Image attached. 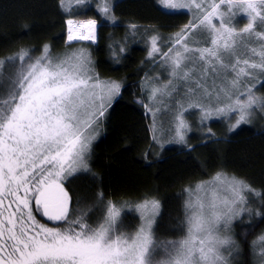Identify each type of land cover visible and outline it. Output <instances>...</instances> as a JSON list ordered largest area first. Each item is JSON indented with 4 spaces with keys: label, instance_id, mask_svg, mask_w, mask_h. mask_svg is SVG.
<instances>
[{
    "label": "snow or ice",
    "instance_id": "snow-or-ice-1",
    "mask_svg": "<svg viewBox=\"0 0 264 264\" xmlns=\"http://www.w3.org/2000/svg\"><path fill=\"white\" fill-rule=\"evenodd\" d=\"M159 2L172 10H195V21L170 37L174 42L163 53L170 79L151 87L149 95L151 101L171 98L174 107L165 106L163 114L171 116L178 139L184 140L189 108L201 109L202 121L236 113L230 131L247 123L254 108L264 111V100L252 91L254 81L264 82V0ZM99 11L115 21L107 2ZM237 15L247 20L239 31ZM67 24L68 41L95 40L96 19ZM159 39L150 37V57L160 51ZM90 65L83 49L52 56L47 45L34 60L26 50L0 59V264H231L229 257L240 251L232 224L251 211L244 193L255 191L235 176L218 172L197 185L229 195L186 200V233L179 240L155 239L157 200L135 206L141 224L134 232L124 230L122 208L104 204L102 194L88 211L70 210L62 181L87 170L86 153L94 138L89 129L98 126L120 88L114 81L102 83ZM8 67L14 71L6 75ZM149 110L155 128L162 110ZM93 208L100 212L95 224L88 220ZM34 212L52 226L40 223ZM258 242H264V233L252 242L264 264V246L257 249Z\"/></svg>",
    "mask_w": 264,
    "mask_h": 264
},
{
    "label": "trees",
    "instance_id": "trees-1",
    "mask_svg": "<svg viewBox=\"0 0 264 264\" xmlns=\"http://www.w3.org/2000/svg\"><path fill=\"white\" fill-rule=\"evenodd\" d=\"M158 1L0 0V59L26 50L34 60L43 54L45 45L52 56L83 49L99 80L120 86L99 120L98 134L86 156L87 170L62 182L69 193L70 210L88 211L102 194L104 204L112 202L122 208L124 230L131 232L140 224L135 206L157 200L155 239L179 240L186 231L184 205L190 193L185 189L192 193L197 185L223 172L255 190L244 193L253 200L245 205L251 211L233 222V239L240 251L235 252L232 263L257 264L252 242L264 232V115L260 121L232 131L233 122L225 128L224 120H211L207 136L191 137L182 145L157 140L145 90L156 61L148 56L149 39L175 36L177 28L189 25L190 20L188 13L167 12ZM106 2L115 21L99 11ZM83 19L97 20L96 43H67V21ZM12 71L6 68V75ZM259 93L264 99V82ZM34 215L40 223L52 226L40 213ZM99 216L93 208L88 212L89 223L95 224Z\"/></svg>",
    "mask_w": 264,
    "mask_h": 264
},
{
    "label": "rangeland",
    "instance_id": "rangeland-1",
    "mask_svg": "<svg viewBox=\"0 0 264 264\" xmlns=\"http://www.w3.org/2000/svg\"><path fill=\"white\" fill-rule=\"evenodd\" d=\"M206 2L210 3L211 0H206ZM158 3L167 12H186V13H188L189 16H190L189 23L192 22V21H195V10H193V11H189L187 9L179 10V11L178 10H172V9L165 8L159 1H158ZM224 7L225 6H222V10L224 9ZM83 20H85V19H83ZM236 20H237V24H236L237 31H239L240 29L246 27L247 20L243 16L237 15ZM80 21H82V20L74 21L73 23L75 24V23L80 22ZM259 24H260V22L257 21V25H259ZM185 26L177 28L178 29L177 32L180 33L181 29H183ZM68 27L69 26L67 24V28H66V40H67V43H72V42H76V41H82V42H87V43H92V44L96 43V33H95V40H73V41H68V39H67ZM170 37H175V36H162V37H160V39L157 41V46L160 49V51L155 53L151 57L148 55L151 59H156V61L153 64V68H152L151 74H149L147 76V81H146L147 84H146L145 90H146L147 95H148L147 96L148 97L147 101H148L149 105L147 107V111H149L148 115L150 116V120H151V129H152L153 134L156 135L157 140L160 143L165 144V145L168 144V143H171L173 141H175L174 143L182 145V144H186L187 142H189L191 137H193V139H196V138H200L202 136L203 137L207 136L209 134V122L211 120H224L225 122H227V123H225L226 124L225 128L227 127L228 122L229 123L233 122L231 124V126L234 125L236 123V119L238 118L236 113H231L228 116H216V115H213L212 118L202 121L201 120V109H199V108H189L187 111L184 112V119H185L186 124L188 125V127L186 129H184V140L180 141L178 139V137L176 136V132H175L176 125L173 122V120L171 119V116L163 114V112L166 111V107L165 106L174 107V105L172 104L171 98L170 97H166V96L158 97L157 101H151L149 99L151 87H153V86L159 87V86H161V82H167V80L170 79L169 73H168V71H166L165 59H164V56H163V53H167L169 47H171L172 43L174 42V41H171L169 39ZM247 39H252L254 41V37H249ZM149 45H150V49H149V51H150L151 50L150 39H149ZM250 46H255V43H253ZM164 49L165 50L167 49V50L165 52H163ZM208 82H209V84H211V79H209ZM254 83H255V87L252 89L253 93L260 100H264L262 98V96L260 95V93H259L261 82H255L254 81ZM173 95H175V93ZM240 98H241V100L245 99L244 96H241ZM161 99L164 100V102H165L164 105H161L158 102ZM157 107L161 108L162 111L160 113H157V117H159V118L157 119V122H156L155 128H154L153 127V118H154L153 117V111H150L149 108H153L154 109V108H157ZM185 107H187V105H185ZM263 115H264V111H262L258 107L254 108L252 110V115H250L248 117V122L247 123H242L241 125H243V124H245V125L246 124H252V123H255L257 121H260L261 118H263ZM98 131H99V121H98V126H94V131H93V129H89V133L93 134V136H94V138L91 141H94V139L96 137V134H98ZM211 131H212V129H211ZM89 148H90V145H89ZM87 154H88V152L86 153V156H87ZM86 161H87V159H86ZM226 195H229V193H227L225 191H222V190L214 193L208 187V185H205L204 190H198L197 188L195 190H193V192L189 194V196H190L189 199H191L193 202H195L197 200V198L208 199V198H211L213 196L223 197V196H226ZM247 199H249L250 202L253 201L251 198L247 197ZM247 204H249V203H247ZM135 213L137 214L138 218L140 219L139 221H140V224H141V214H140V212L135 211ZM140 224H139V226H140ZM134 231H131V232H134ZM232 231H233V224H232V229H231V235L233 237ZM185 233H186V231H185ZM261 246H264V242H258L257 245H256L257 249H259ZM225 255H227V253H225ZM234 255H235V252H233L231 257H229V259L231 261V264H233L232 261H233ZM159 258H160V256H157V259H159ZM254 259H255V262L256 263L258 262L257 264H259L258 257H256L254 255Z\"/></svg>",
    "mask_w": 264,
    "mask_h": 264
},
{
    "label": "water",
    "instance_id": "water-1",
    "mask_svg": "<svg viewBox=\"0 0 264 264\" xmlns=\"http://www.w3.org/2000/svg\"><path fill=\"white\" fill-rule=\"evenodd\" d=\"M42 216V215H41ZM43 219H45V220H47V218H45V217H42ZM48 221V220H47ZM49 222H51V221H49Z\"/></svg>",
    "mask_w": 264,
    "mask_h": 264
}]
</instances>
